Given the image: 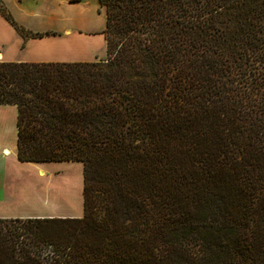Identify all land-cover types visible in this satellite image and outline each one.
<instances>
[{"label":"trees","instance_id":"trees-1","mask_svg":"<svg viewBox=\"0 0 264 264\" xmlns=\"http://www.w3.org/2000/svg\"><path fill=\"white\" fill-rule=\"evenodd\" d=\"M99 2L106 59L0 62L18 160L84 166L83 217L0 219V264H264V0Z\"/></svg>","mask_w":264,"mask_h":264},{"label":"crops","instance_id":"crops-1","mask_svg":"<svg viewBox=\"0 0 264 264\" xmlns=\"http://www.w3.org/2000/svg\"><path fill=\"white\" fill-rule=\"evenodd\" d=\"M2 1L12 11L16 21L26 29L33 33L52 32L56 35L24 39L0 13L1 62L48 63L91 62L95 60L96 57L93 55L99 48L97 41L83 36H75L82 26H75V29L69 24L74 22L77 25V18L66 13L74 10L77 5L71 4L68 0ZM10 107L17 109L12 105H0V219L82 218L84 210L83 215L82 213L76 215L77 208L70 207L67 208L65 214V209L55 207L53 210V203L50 205V200L47 203L46 198L48 195V199L52 196L55 200L70 198L72 201L80 184L77 169L71 166H55L56 179L43 178L47 171H51L55 163L69 165L78 162H20L17 156V122L16 120L8 122L5 115L7 112L4 110L10 109ZM79 164L84 169L83 164ZM59 169L60 172L57 171ZM64 169H67L66 174L62 175ZM35 174L38 176L37 178L33 177ZM50 182H55L54 193L53 189L49 187ZM82 183L84 190V176ZM40 198L44 202L42 208L35 207L34 202ZM29 199L33 200L32 204H28Z\"/></svg>","mask_w":264,"mask_h":264},{"label":"rangeland","instance_id":"rangeland-1","mask_svg":"<svg viewBox=\"0 0 264 264\" xmlns=\"http://www.w3.org/2000/svg\"><path fill=\"white\" fill-rule=\"evenodd\" d=\"M70 2V0H68ZM71 4L77 5V7L74 10L71 11H67L66 13L69 16H73L74 18H77V25L73 22H70V26L75 28L76 27H81V30H79V32L75 33V36H83V37H87L92 39L93 41H97V44L99 47L97 52H95V54L93 55V57H96L94 61L91 62H95V61H100V60H104L107 58V47H106V40H105V35H104V31L106 30V23H107V15H106V8L103 7L99 0H81L79 2H70ZM12 13V11H10ZM13 15V13H12ZM14 16V15H13ZM82 19L79 23V20ZM76 26V27H75ZM97 55V56H95ZM92 57V58H93ZM1 62V61H0ZM8 108V107H7ZM5 115L7 117L8 122H10L11 120H16L17 122V116H18V112L17 109L10 107V109H4ZM56 164V165H55ZM52 166L51 171H47L46 175L43 176V178H47V179H51L54 180L56 179V174L54 173L56 170L54 168H56L55 166H71L77 169V173L79 175V187H77V193L75 192V196L74 199H72V201L70 200V198L67 199H60V200H55V198H49L48 199V195L46 196L47 198V203L50 200V205L51 203H53V210H55V207L58 208H62L64 210V213L66 214V210L67 208L70 207H75L77 208L78 212L77 214H81L83 215V210H84V206H83V167L81 164L79 163H74V164H69V165H58V164H63V163H55ZM65 164V163H64ZM68 169V168H67ZM63 170V174H66V170ZM57 171H61L60 169ZM76 172V171H75ZM60 176V175H58ZM33 177L37 178L38 176L35 174ZM55 182H50L49 187H51L53 189V193H54V184ZM42 185V182H41ZM43 186H46V184H43ZM44 197V195H43ZM37 198H39V196H37ZM41 199V200H40ZM40 199H34V206L35 207H40L42 208L44 202L42 200V198ZM33 200L29 199L28 204H32ZM56 210L58 211V209L56 208ZM54 250V248L49 247L47 248V250L45 251L44 254H49L50 252H52Z\"/></svg>","mask_w":264,"mask_h":264},{"label":"bare ground","instance_id":"bare-ground-1","mask_svg":"<svg viewBox=\"0 0 264 264\" xmlns=\"http://www.w3.org/2000/svg\"><path fill=\"white\" fill-rule=\"evenodd\" d=\"M1 58V57H0Z\"/></svg>","mask_w":264,"mask_h":264}]
</instances>
